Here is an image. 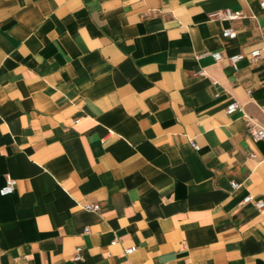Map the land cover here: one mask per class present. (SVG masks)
I'll use <instances>...</instances> for the list:
<instances>
[{
  "label": "crops",
  "instance_id": "0c3cea01",
  "mask_svg": "<svg viewBox=\"0 0 264 264\" xmlns=\"http://www.w3.org/2000/svg\"><path fill=\"white\" fill-rule=\"evenodd\" d=\"M261 3L0 0V264H264Z\"/></svg>",
  "mask_w": 264,
  "mask_h": 264
},
{
  "label": "built area",
  "instance_id": "2783aa9c",
  "mask_svg": "<svg viewBox=\"0 0 264 264\" xmlns=\"http://www.w3.org/2000/svg\"><path fill=\"white\" fill-rule=\"evenodd\" d=\"M261 7H264V3L260 4ZM241 17V13L239 12H233L230 9L225 10H219L216 12H213L209 15V18L212 20H234ZM222 37L226 39H234L236 37L235 31L232 29H224L222 32ZM212 58L219 62L221 61V56L219 53H212ZM244 58L243 55H234L229 58L230 63L233 65L235 69H237V63L240 62ZM264 58V46L261 49H255L251 51L249 55V60L251 62L257 61ZM241 111V106L238 103H232L226 108L227 114H233L235 112ZM246 129L248 134L253 138L254 141L257 142H263L264 143V128L259 127L257 124H255L251 119L246 118ZM194 149H197L198 147L195 144H192ZM16 180L12 178H7L5 181V184L0 189V196H8L14 193L15 187H16ZM232 188H237V184L232 182L231 183ZM253 204L257 209L263 208V203L261 201H255L254 197L252 195H247L242 200L241 204ZM83 208L86 211L90 212H97L99 211V204L93 203V204H85L83 205ZM85 232H88V229L85 230ZM115 241L113 242V244ZM82 249L80 247L76 248L75 255L73 257L74 261H80L82 260ZM133 249L129 248L125 250V254L132 253Z\"/></svg>",
  "mask_w": 264,
  "mask_h": 264
}]
</instances>
